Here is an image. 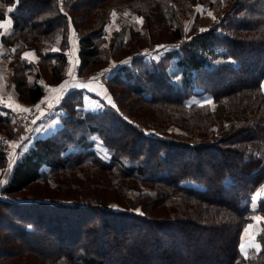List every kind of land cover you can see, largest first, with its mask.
I'll use <instances>...</instances> for the list:
<instances>
[{"label":"trees","instance_id":"16d2710c","mask_svg":"<svg viewBox=\"0 0 264 264\" xmlns=\"http://www.w3.org/2000/svg\"><path fill=\"white\" fill-rule=\"evenodd\" d=\"M198 4L217 20L188 32L184 19ZM116 11L144 23L129 36L122 28L107 47ZM8 16L1 40H21L16 55L33 78L16 88L30 102L42 99V79L66 78L71 30L80 76L114 57L128 61L106 78L115 105L86 109V91L72 89L57 130L20 148L0 187V264H264V220L261 249L240 250L253 214L264 217V193L252 205L264 189V0H0V22ZM154 28L173 46L148 61L142 48L164 42ZM32 48L37 65L22 56ZM205 93L212 102H189ZM4 111L2 130L15 118ZM97 137L109 160L96 153ZM7 163L0 143V176ZM65 180L68 200L60 198ZM34 184L46 197H14Z\"/></svg>","mask_w":264,"mask_h":264},{"label":"rangeland","instance_id":"374dc122","mask_svg":"<svg viewBox=\"0 0 264 264\" xmlns=\"http://www.w3.org/2000/svg\"><path fill=\"white\" fill-rule=\"evenodd\" d=\"M196 8V13L198 14L197 16H192L190 19H184V24L188 29V32L191 31V27L192 25L195 23L196 24V28L198 26L199 29L201 30H205L208 29L212 24H214L215 20H217V15L214 12L213 9L211 8H207L205 7L203 4H198L195 6ZM143 23H144V18L139 16L137 14V12L134 11H122V12H114V14L112 15V19L109 22V24H107L105 26V28L107 29L105 32L106 35V41H105V46L109 47L111 40L113 39V37L115 36L116 32L120 31L122 28L126 29V36H129L132 34V30L134 31H139L142 29L143 27ZM194 24V25H195ZM0 84L4 85L5 83V87L6 89L11 92V91H16L17 94L19 95V99L22 100L23 96L21 97V95L19 94L18 89L16 88V80H23V78H27L29 80H32L33 78V73L32 71L29 69H26L25 71L23 70V66L22 63L20 62L21 59L18 58V55H16V48L19 47L21 45V40H16L14 41V45L12 46H7L5 45L2 40H1V34L4 33V21L0 22ZM154 34L156 35L157 38H159L161 42L159 46H155L153 48H149V50H147L148 48H145V46L142 48L143 50V54L146 60H156L159 61V58L161 57L162 54L165 53L166 50L170 49L173 46V41L171 42L169 39V37L167 35H158V31L156 28L153 29ZM187 32V33H188ZM154 37V36H152ZM152 39V38H151ZM69 40H70V35H69ZM144 44L146 43L145 41H142ZM57 46H53L52 49H56ZM141 50V51H142ZM25 51H31L34 54V59H28L29 61H32L33 64H38V60H39V55L38 52L36 51V49L32 48V49H28ZM25 51H23V53H25ZM23 56V54H22ZM22 58V57H21ZM123 59V60H122ZM120 64L123 62H127V60L125 58H116L114 57L112 60V67L114 69H112V71L116 70L118 66H114L118 61H120ZM94 69H90L89 72H85L83 74L87 75L91 72H93ZM45 72L47 73V70L45 69ZM48 75V73H47ZM45 81V80H44ZM107 79L104 78L103 82L104 84H106ZM263 86H264V81H263ZM3 89V87L1 88ZM5 88L2 90L4 92L7 91ZM4 94V93H3ZM85 96V94H84ZM94 96V95H93ZM23 100L25 101V103H27L25 106L22 107V110L25 114H28V119H29V123H30V127L31 124L34 123L33 125V129L32 131L35 129V127L37 126V124L42 120V118L44 119V121L46 122V124L50 123L53 121V124L55 126H59L62 123L63 117L66 116L67 111L64 107H62L61 102H59V104H55L53 106V108L51 109L50 113H48L49 111V106L47 104L46 101L41 100L39 104L33 105V104H28L30 103V101L26 100L23 98ZM22 100V101H23ZM111 101V103H109V101H105L104 103H109V104H114L115 105V101L112 99H109ZM213 100V96L209 93H205L202 95H196L193 96L189 99L190 103H200V104H204L207 102H212ZM3 99L0 97V105H2L4 102H2ZM59 106V107H57ZM58 108H61L60 110ZM19 111V110H18ZM3 112L4 109L1 108L0 113L4 114ZM36 113V114H35ZM48 114V115H47ZM52 114V115H51ZM59 114H63L61 115V117H59ZM13 115H14V121H12V123H8V127L6 126V124H4V130H2L3 128L1 127L2 125H0V137L1 134L4 133V139L3 142V148L7 154V150L5 148V141H9L7 144H10L12 141L15 143V145L20 144L19 149L17 150V153H11L9 152V154H7L8 157V163L4 165V170L3 173L1 174V178H0V187L3 183L6 182V178L9 176V171L11 169L12 164H14V161L17 160V158L19 157V150L22 147V149L25 151L27 146H29L30 144H28L26 141L30 138V135L32 133L29 134V136L27 138H25V140L20 143L18 140H16V135L15 132H20L22 133V131H24L22 122L20 120L17 119V111H13ZM51 115V116H49ZM39 116V118H38ZM45 116V117H44ZM12 129V131H7L9 129ZM10 129V130H11ZM177 131H179V128H175ZM11 132V133H10ZM18 136V134H17ZM26 142V143H25ZM1 143V141H0ZM6 144V145H7ZM15 148V147H14ZM95 151L97 154H99L100 156H102L103 158L109 160L112 157L113 152L110 151L106 146H104L102 140L97 137V142L95 144L94 147ZM22 150V151H23ZM12 160V161H11ZM60 181H62L59 178ZM71 182V181H70ZM66 186H62L60 189H62V191H68V194H66V196L64 194H60V198L63 200H68L70 198H72V192H73V188H70L71 185L69 183V180H65L63 182ZM44 185H39V184H34L31 189L27 192L21 193L20 195H15L14 197H16L17 199L23 201L24 197L26 195H30L31 197H46L44 194H40L39 192L42 191L44 189ZM53 187V186H52ZM52 191L55 189H51ZM54 193V192H52ZM264 193V192H263ZM110 198L115 197L114 193H110L109 196ZM114 199H110V204H112L111 206L115 209H121V207L119 205H117L116 203L112 202ZM257 199H253L252 205H254L255 207L257 206ZM136 210L138 212H141V210L138 208H136ZM26 212L24 211L22 214H25ZM50 215V213H49ZM255 217H262L260 214H253V216L251 217V221H257L255 219ZM91 220L92 216L91 215H87L85 216V220ZM94 219V218H93ZM95 220V219H94ZM263 220L261 221V227H263ZM251 226H253L251 224ZM147 230H148V226H147ZM6 233L4 232V235ZM252 234V235H251ZM255 234V228L251 227L250 229V234L249 236H254ZM247 236V237H249ZM247 237H243L242 240L247 239ZM11 244H7L6 247L10 246ZM254 250H256V248H254ZM257 251V250H256ZM11 260V261H10ZM7 263L9 264H14L11 263L12 260H15V262L17 260H19V258H12L10 259Z\"/></svg>","mask_w":264,"mask_h":264},{"label":"crops","instance_id":"0c3cea01","mask_svg":"<svg viewBox=\"0 0 264 264\" xmlns=\"http://www.w3.org/2000/svg\"><path fill=\"white\" fill-rule=\"evenodd\" d=\"M12 25H13V20L10 16H8L4 20V33L10 32ZM78 51H79L78 40L76 38V34L74 30H71L70 31V45H69V48L67 49V52L70 57V64L67 69L66 78L60 84H49L47 83L45 79H42L40 81V84L44 86V95L42 99L38 100L37 102H30L28 104L36 105V104L41 103L40 102L41 100H44L47 102L48 106L51 105V107L50 106L48 107L49 108L48 113H50L53 106L57 103L59 104V102L62 101L65 94L72 89H83L86 91L85 96H84V107L86 109H98L103 106L105 101H109V99H111V97L108 95L107 88L103 80L104 78L109 77L111 73H113L112 69L114 68L112 67V65L114 62L109 67L103 68L101 70L93 71L84 76L83 75L80 76L76 68L78 60H79ZM25 53L31 54L29 57H26V58L31 59V60L34 59V54L31 51H25ZM22 54L24 56V53ZM126 60L128 61V59ZM120 62L121 60L118 61L114 66L120 65ZM82 85H86V86H82ZM2 87L3 89L4 88L6 89L5 83L4 85L0 84V97L3 99L2 102H4L0 106H2L5 110L11 111L13 113V111L22 109V107L27 104L25 103L24 100L22 101L19 99L20 97L16 91L10 92L9 89L8 90L6 89L7 91L4 90L3 92L2 91L3 89H1ZM58 109L60 110L61 108H58ZM61 115L63 114H59V117H61ZM57 127L58 125L55 126L53 124V121L46 124V122L42 118V120L37 124L35 129L32 131L30 138L26 142L28 144H31L35 138L40 137V136H45V135H48L56 131ZM0 141H1V144L3 145V142L1 139ZM263 192H264V189L262 192L256 193L254 198L257 199V201H259ZM251 224L253 225L252 227L255 228V231L257 230L256 229L257 227L252 223V221H250L247 224V226L244 228L241 238L249 236L250 231L246 234V229H249V226H251ZM257 235L258 234L255 233L254 237H255V243L259 245V248L258 249L256 248V250L259 251L261 249V245L257 239L258 237Z\"/></svg>","mask_w":264,"mask_h":264},{"label":"built area","instance_id":"2783aa9c","mask_svg":"<svg viewBox=\"0 0 264 264\" xmlns=\"http://www.w3.org/2000/svg\"><path fill=\"white\" fill-rule=\"evenodd\" d=\"M38 118H39V116H38ZM17 119L22 122L24 131H22V133L15 132L16 140H18L20 143H22L25 140V138H27L29 136V134L31 133L34 123H32L31 127H30L28 114H25L22 109H19V111L17 110ZM17 134H18V136H17ZM0 139L2 140V142H3V140H5L4 134H1ZM8 142L9 141H7V140L5 141V148L8 151L7 154H9V152L16 154L17 150L19 149L20 144L15 145V143L13 141L10 144H7ZM3 144H4V142H3ZM252 223L257 227L256 228L257 230L255 231V233L258 234L260 232V229H261V221L257 222V221L252 220ZM249 238H250V236L247 237V239H245V240H241V244H240V250L242 251V253L245 256H247L255 248V247H249L248 246L249 245ZM242 245L244 246L243 250L241 247Z\"/></svg>","mask_w":264,"mask_h":264},{"label":"snow or ice","instance_id":"6c2138e0","mask_svg":"<svg viewBox=\"0 0 264 264\" xmlns=\"http://www.w3.org/2000/svg\"><path fill=\"white\" fill-rule=\"evenodd\" d=\"M12 9H9V11H11ZM2 26V25H0ZM31 54L30 53H24V57H29ZM82 86H86V85H82ZM109 103H111V101L109 100ZM51 107V105H49ZM150 134V133H149ZM259 195V194H258ZM255 199V198H254ZM255 219L257 220V222H259L260 220L264 219L262 217H255ZM252 226H249V229H246V234L250 231ZM249 247H255V248H259V245L255 243V237L254 236H250L249 238ZM242 250H243V245L241 246Z\"/></svg>","mask_w":264,"mask_h":264}]
</instances>
